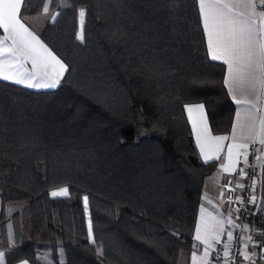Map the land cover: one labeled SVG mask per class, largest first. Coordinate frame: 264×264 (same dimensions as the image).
<instances>
[{
    "label": "trees",
    "instance_id": "obj_1",
    "mask_svg": "<svg viewBox=\"0 0 264 264\" xmlns=\"http://www.w3.org/2000/svg\"><path fill=\"white\" fill-rule=\"evenodd\" d=\"M64 2L38 32L68 66L60 84L32 90L0 79L6 263L45 250L49 264H184L215 161L199 159L183 106L203 104L212 134L228 132L233 112L195 0ZM59 187L69 195L50 197ZM263 216L257 207L244 223Z\"/></svg>",
    "mask_w": 264,
    "mask_h": 264
},
{
    "label": "snow or ice",
    "instance_id": "obj_2",
    "mask_svg": "<svg viewBox=\"0 0 264 264\" xmlns=\"http://www.w3.org/2000/svg\"><path fill=\"white\" fill-rule=\"evenodd\" d=\"M25 0H0V78L27 83L29 87H57L68 66L23 22L21 9ZM46 0L43 12L48 11ZM199 13L207 37V49L212 60H222L228 67V76L224 83L237 105H247L242 114L237 111L236 119L241 129L240 142H236V125L233 126V143L228 145L227 163L221 167L225 171L235 170L239 157L248 163V149L251 144L259 143L262 147L257 152H264V116H257L260 111L259 101L264 97V0H198ZM259 9V10H258ZM85 9H80V32L77 39L84 40ZM55 19V17H53ZM31 61V70L24 65ZM35 81V83H33ZM237 91L240 95H237ZM196 143L205 161L218 158L222 142L228 137L211 136L204 116L203 104L186 105ZM243 150V151H241ZM257 159H260L257 156ZM264 166V165H262ZM243 174V169L240 170ZM243 187V185H237ZM52 196H68L67 188L53 191ZM239 199V198H237ZM87 210L88 197H84ZM239 211V209H237ZM201 207V222L196 226L195 239L205 244L204 254L199 264H208L209 251L213 241L219 243V234L223 230L222 222L213 218L205 219ZM229 223H232L229 220ZM247 229V225L244 226ZM91 234V224L89 225ZM233 235L228 232V240ZM250 241L251 237H247ZM247 246H245L246 248ZM229 255V245H224V256ZM241 255L250 259L247 251ZM0 264H4V254L0 253ZM20 264H28L22 260ZM192 264H198L196 253L192 254Z\"/></svg>",
    "mask_w": 264,
    "mask_h": 264
},
{
    "label": "crops",
    "instance_id": "obj_3",
    "mask_svg": "<svg viewBox=\"0 0 264 264\" xmlns=\"http://www.w3.org/2000/svg\"><path fill=\"white\" fill-rule=\"evenodd\" d=\"M46 3V0H25L22 9H21V18L25 25L34 33L38 36V32L41 30V28L44 26L45 23H49L53 20V17L56 15L57 10H59L64 4V0H51L50 3H48V11L43 12L42 9L44 8ZM195 5H196V10H197V15H198V20L202 32V37L204 40V45H205V50H206V55L209 60L219 63L222 65V83L223 86L226 90L227 96L230 99L232 105H233V112H232V118H231V123H230V128L226 134H211V136H226L228 139L224 140L222 142V148L218 152V158L211 159L215 161L214 167L211 171V173L205 178L202 189L200 192V196L198 199V204H197V209H196V214H195V219H194V226L192 230V249L191 251L187 254L186 257H183L184 264H192V254L193 252L196 253V256L198 258V264H199V258H201L204 254V250L206 245L201 243L200 241H197L195 239L196 235V226L198 223L201 222V207L204 208V216L205 219L208 220L209 222H212L213 218H215L216 221H221L222 224L224 220H226L225 212H226V206L223 200L221 199V193L219 190V185L221 178L223 174L225 173H230L232 171H225L221 166L223 164L227 163V158H228V145L233 143V126L236 125V142H240V137H241V129L239 124L237 123L236 119V114L237 111H240L242 114L247 110V105H237L235 101L232 99V96L229 94L228 91V85L224 83L225 79L228 76V67L227 65L222 61V60H212L210 54L208 53L207 49V37L203 29V23H202V18L199 13V4L198 0H195ZM259 10V9H258ZM79 11H77V20H76V35L77 33L80 32V18H79ZM4 35V32L2 29H0V36ZM77 39V36H76ZM79 40V39H78ZM24 67L28 69L29 71L31 70V61L29 60ZM35 83V81H33ZM45 89H51V88H38L36 90H45ZM34 90V89H33ZM237 95H240V92L237 91ZM195 104H200V103H189L185 104L183 106V112L186 118V121L188 123L189 129H190V134L193 140V143L196 147L198 157L201 161H205L204 157L201 155L200 149L196 143V134L193 131L192 127V122L189 119V114L186 110V105H195ZM260 111L257 113V116H264V97L261 98L259 101ZM204 116L206 119V115L204 112ZM207 122V119H206ZM208 126V123H207ZM209 129V127H208ZM258 149H260L262 146L259 143H256ZM243 151V150H241ZM260 159L256 158V163L251 169V173L255 182V193L258 195V197L255 199V206L256 208L262 206L263 212H264V152H258V155ZM245 164L243 156L239 157V162L236 164L235 168L238 166L243 167ZM234 171V170H233ZM61 188L65 187H59L56 189H53L49 191V196L50 197H62V196H52L51 193L53 191H58ZM18 206H8L6 207L5 212H12L13 209H17ZM263 230H264V216H263ZM221 224V225H222ZM245 225H247V229H245ZM254 226L248 223H244L241 225L240 228V237H241V250L247 251L250 255V259L246 260L243 255H241V260L242 264H247L250 260L254 259L257 255L258 248H259V239H261V236H264L263 232L260 235L259 232H256L253 230ZM6 236L3 238L6 240V247H4V244L2 245V238L0 239V253L4 254V264L6 263V250H8L11 246V239H10V231L9 227H7L5 231ZM7 234L9 236V240L7 239ZM247 237H251V240L249 241ZM215 241H213V244ZM245 246H247L245 248ZM211 249V248H210ZM210 249H208L210 253ZM35 256L33 250H28L26 253V257L23 260H26L28 264H35ZM22 260L17 261L15 263L11 264H20ZM208 264H211L210 257H208Z\"/></svg>",
    "mask_w": 264,
    "mask_h": 264
},
{
    "label": "built area",
    "instance_id": "obj_4",
    "mask_svg": "<svg viewBox=\"0 0 264 264\" xmlns=\"http://www.w3.org/2000/svg\"><path fill=\"white\" fill-rule=\"evenodd\" d=\"M257 149V144H251L248 149V163L244 164L243 167L238 166L230 173L223 174L221 178L219 190L221 199L226 206V220L221 225L223 230L219 234V243L215 242L210 249L211 264H242L240 228L245 215L248 212L255 213L256 206L254 202L258 197L255 193L256 186L251 173V169L256 163ZM241 169H243V174L240 171ZM237 185H243V187ZM229 220L232 223H229ZM253 230L261 235L263 231L262 224L254 226ZM228 232L233 235L231 241L228 240ZM259 243L256 257L247 264H264V236H261ZM225 244L229 245V255L227 257L224 256Z\"/></svg>",
    "mask_w": 264,
    "mask_h": 264
},
{
    "label": "rangeland",
    "instance_id": "obj_5",
    "mask_svg": "<svg viewBox=\"0 0 264 264\" xmlns=\"http://www.w3.org/2000/svg\"><path fill=\"white\" fill-rule=\"evenodd\" d=\"M78 35V33H77ZM76 35V36H77ZM1 80L3 81H6L8 83H11V84H15V85H18V86H21V87H24V88H27V89H38V88H43V87H29L27 86V83H16L15 80H4L2 78H0ZM82 202H83V209H84V213H85V222H86V229L88 230V219H87V212L85 210V203H84V198H82ZM26 212H21V217L25 220L26 219ZM7 239L9 240V236L7 234ZM88 239H90V236H89V231H88ZM5 242H1V244L3 245ZM34 252V256L37 257L40 261L41 264H49V258L47 257L48 256V252L45 251V250H35L33 251Z\"/></svg>",
    "mask_w": 264,
    "mask_h": 264
}]
</instances>
